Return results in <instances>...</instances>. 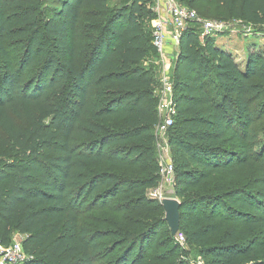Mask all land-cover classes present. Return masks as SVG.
I'll return each instance as SVG.
<instances>
[{"label":"trees","instance_id":"16d2710c","mask_svg":"<svg viewBox=\"0 0 264 264\" xmlns=\"http://www.w3.org/2000/svg\"><path fill=\"white\" fill-rule=\"evenodd\" d=\"M217 1L264 25V0ZM43 2L0 0V244L17 234L27 264H133L143 254L133 256L136 245L160 224L148 213L166 224L162 206L145 197L159 180L155 81L142 67L158 57L144 29L153 0H119L114 11L108 0ZM197 26L179 40L168 144L180 157L176 181L202 190L229 168L238 175L264 166L254 115L264 57L247 49L241 66L213 37L201 42ZM225 197L226 213L221 197H201L216 222L180 201L179 232L210 264H264V195L254 203L234 188Z\"/></svg>","mask_w":264,"mask_h":264},{"label":"rangeland","instance_id":"374dc122","mask_svg":"<svg viewBox=\"0 0 264 264\" xmlns=\"http://www.w3.org/2000/svg\"><path fill=\"white\" fill-rule=\"evenodd\" d=\"M43 9L55 8L57 7L56 2L58 0H42ZM179 5L186 7L188 9L194 10L199 19L202 21H212L224 24L223 33L213 37L212 39L217 41V44L230 52L237 60V63L241 66L245 64V57L247 55V49H255V51L264 57V25H253L245 19L233 17L226 11L217 0H174ZM149 15L144 16L145 23V33L152 37L154 31L155 21L159 18L158 11L156 10V3L154 2ZM108 6L110 10L114 11L119 8V0H108ZM47 7V8H46ZM156 18V19H155ZM195 32L199 36L201 42L204 38L202 36V28L197 26ZM179 53V45H169L167 52V60L169 61V80L173 83L177 81L180 77V71H176L177 58ZM143 68L149 71V74L154 78L155 86L152 88L155 92V97L160 93V72H162L163 65L160 58H147L145 63L142 65ZM158 82V83H157ZM257 84L262 88L261 97L257 100L254 109V115L256 117L257 123L255 126L259 145L256 149L257 153L264 150V85L259 81L255 80ZM158 84V85H157ZM174 100V99H173ZM155 111L157 114L158 123L161 124L164 121V116L158 111V102L155 106ZM177 123V119H175ZM172 129V128H171ZM166 133H159L156 131L155 127L152 129V134L155 137V144L153 146V158L158 167V184L155 188L161 186L163 187V194L166 197H173V199L179 200L181 202H187L191 205H196V215L198 218H202L203 215L211 217L212 222H216L218 219L217 213L214 211L213 207L209 206L208 203L202 205L200 202L202 200V195H212L214 198L217 196L221 197L219 202L222 203L223 213L228 212L229 200L225 197L228 192L234 188L242 189L245 194H248L250 199L254 202L255 199L264 195V166L261 163L248 173L234 175L232 172L228 174V171L221 173L220 175H213L206 183L202 184L203 189L194 188L192 186H186L183 183L176 181V176L179 171L180 157L177 153L170 149L168 140L169 134L172 130ZM168 148V149H167ZM168 150V154H166ZM161 157H164L165 163L169 162L174 167V180L173 188L169 185H163V179L159 175V167ZM196 168V167H194ZM47 169V168H43ZM108 170V169H107ZM47 171L53 172L50 169ZM175 191H179L181 194H176ZM145 197L147 199H153L150 196V191L145 192ZM158 202V201H157ZM102 203V202H101ZM159 203V202H158ZM255 203V202H254ZM119 204L118 199L110 200L109 205ZM161 205V203H159ZM263 204V203H261ZM152 209V208H151ZM101 219L110 218V214L106 212H97ZM135 216L136 213H129ZM229 213H227L228 215ZM124 215V214H122ZM120 217L121 214L116 215ZM112 217V216H111ZM136 217V216H135ZM150 219H158L160 224L152 232L148 241L144 244H137L138 249L133 251V256L140 249L143 254L139 257H132L133 264H210L208 258L201 256L200 251L194 245L189 244L187 241L185 244L181 245L178 243L176 238L173 240L170 235V231L166 224H161L160 214L158 213H148ZM191 217V216H190ZM189 217V218H190ZM82 219V224L86 223ZM152 223V222H151ZM186 235L185 230L182 231ZM21 238L15 234L12 242H20ZM171 240V241H170ZM173 240V241H172ZM110 241L107 243L108 248L115 247L116 243ZM113 243V244H110ZM128 245H122L116 247V250L111 256L112 260L121 258L126 252ZM131 258V259H132Z\"/></svg>","mask_w":264,"mask_h":264},{"label":"built area","instance_id":"2783aa9c","mask_svg":"<svg viewBox=\"0 0 264 264\" xmlns=\"http://www.w3.org/2000/svg\"><path fill=\"white\" fill-rule=\"evenodd\" d=\"M156 3V10L160 15L155 21L154 31L152 33V45L157 53L158 58L161 59L163 65L162 72H160V93L157 94L158 111L164 116V121L155 126L159 133L168 132L175 122L177 116L176 103L173 100L174 85L169 80V61L167 60V51L169 45H179L182 32L189 25H199L202 28V36L215 37L224 31V24L202 21L198 14L191 9L179 5L174 0H154ZM168 149V148H167ZM168 154V150L165 151ZM159 175L162 177L163 185H169L173 188L172 181L174 180V167L171 163L166 162L164 157H161ZM150 196L161 203L164 199H173V197H166L163 194V187L159 186L150 190ZM176 240L181 245L186 243L183 233L179 232ZM29 257L25 254L22 247V239L20 242H12L8 246L0 244V264H27Z\"/></svg>","mask_w":264,"mask_h":264},{"label":"water","instance_id":"95a60500","mask_svg":"<svg viewBox=\"0 0 264 264\" xmlns=\"http://www.w3.org/2000/svg\"><path fill=\"white\" fill-rule=\"evenodd\" d=\"M161 206L164 211V221L170 230L171 236L176 238L180 230V209L182 207V203L176 199H164L161 202Z\"/></svg>","mask_w":264,"mask_h":264},{"label":"crops","instance_id":"0c3cea01","mask_svg":"<svg viewBox=\"0 0 264 264\" xmlns=\"http://www.w3.org/2000/svg\"><path fill=\"white\" fill-rule=\"evenodd\" d=\"M168 52V51H167ZM246 58V57H245ZM245 61H246V59H245Z\"/></svg>","mask_w":264,"mask_h":264}]
</instances>
